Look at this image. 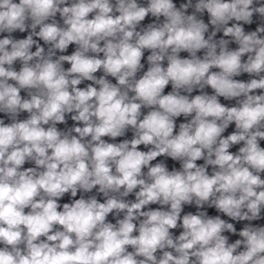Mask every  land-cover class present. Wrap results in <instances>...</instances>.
Returning a JSON list of instances; mask_svg holds the SVG:
<instances>
[{
    "label": "clouds",
    "instance_id": "clouds-1",
    "mask_svg": "<svg viewBox=\"0 0 264 264\" xmlns=\"http://www.w3.org/2000/svg\"><path fill=\"white\" fill-rule=\"evenodd\" d=\"M149 14L163 21L137 30ZM254 14L264 18V0H0V113L11 121L0 119V264H264V225L252 224L264 219V24L244 27ZM68 115L76 125L58 129ZM181 115L191 119L174 132ZM129 128L130 140L103 139ZM161 156L180 169L152 164ZM93 189L103 202L81 195L58 210ZM185 205L196 213L181 215Z\"/></svg>",
    "mask_w": 264,
    "mask_h": 264
}]
</instances>
